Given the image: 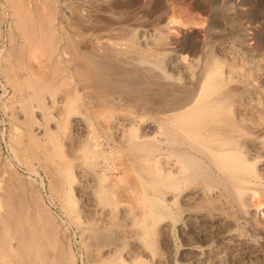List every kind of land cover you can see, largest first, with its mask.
<instances>
[{"label": "rangeland", "instance_id": "374dc122", "mask_svg": "<svg viewBox=\"0 0 264 264\" xmlns=\"http://www.w3.org/2000/svg\"><path fill=\"white\" fill-rule=\"evenodd\" d=\"M35 1L43 0H0V13L9 12L0 17V264H39L28 251L32 241L48 254L50 264H264V188L249 191L243 215L223 200L200 203L198 198L179 200L174 212L163 211L160 189L150 179L158 171L154 159L159 152L145 160L131 148L139 142L158 143V115L130 114V106L118 105L122 101L101 105L103 114L93 109H100L103 100L84 95L78 56L74 58L81 37L69 19L83 1ZM101 1L103 14L125 15L121 8L107 6L111 0ZM130 1L135 10L160 1L141 20L150 22L148 27L158 24L162 42L167 41L166 81L189 85L208 58L212 70H234L236 79L247 81L243 100L252 101L247 114L264 118V0ZM52 15L57 32L63 26L76 46L68 54L71 61L64 63L67 79L62 85L52 83L46 93L48 107L42 101L32 109L28 95L35 57L46 58L47 51L40 25L47 17L45 25H50ZM172 15L180 23L170 25ZM23 27L30 29L25 35ZM33 29L37 36L32 38L26 31ZM108 35L105 43L118 47ZM262 154L258 165L264 176ZM67 166L72 173L66 178L62 168ZM184 203L197 210L195 215L187 218Z\"/></svg>", "mask_w": 264, "mask_h": 264}, {"label": "bare ground", "instance_id": "6f19581e", "mask_svg": "<svg viewBox=\"0 0 264 264\" xmlns=\"http://www.w3.org/2000/svg\"><path fill=\"white\" fill-rule=\"evenodd\" d=\"M20 1L22 2V0ZM82 1L80 8L71 5L75 10L71 11L69 19L71 20L70 25L77 27L81 37L79 48L76 47L78 49L76 56L73 57L78 56L76 59H78L79 64L76 63L78 64L77 68L79 67L84 95L90 100H103V104H100L101 102L98 104L100 109L93 105V109H98L97 111L101 113L104 109L102 107L111 103L113 106L116 101L117 103L122 101L118 105L130 106L132 108H130V114L135 112L140 117L146 114L158 115L160 135L158 143L153 145L139 142L133 144L131 148L135 154L144 159L151 157L155 151L156 153L159 152L157 153L158 158L155 156L156 160L154 159V165L158 171L151 172L153 174L150 179L160 189L158 199L161 209L174 212L172 206L179 200L183 199L187 202L198 198L196 201L203 200L200 203L223 200L229 203L238 215H243L246 212V204L252 197L249 191L264 188L262 166L259 167L258 165L259 158L264 151V118L250 117L252 112L250 114L247 112L252 105L248 103H252V101L243 100L244 92L247 93L246 84H243L247 81L236 79L234 70H229L227 74L219 72L217 69L212 70L209 66V59L206 58L208 60H203L204 64H201L200 68L198 67V71L193 69L195 71L194 75L192 74L194 78L189 85L168 82L165 80L167 71H164L163 63L171 53L164 49L167 41L162 42L165 40L162 36V29L158 24L148 27L150 22L146 23L141 20L143 17L148 18L149 15H146L148 11L157 8L160 1L154 2L156 4L153 3L154 6L150 9L148 4L143 5L140 10H135L130 0H111L107 6L118 7L125 12V15L119 18L103 14L102 7L105 10V6L102 5L101 0ZM38 2L35 1L34 3L37 4ZM41 2H39L40 5H45L44 0ZM55 12L53 13L55 14ZM0 15L5 19L9 12L4 9ZM53 15L50 19V25H45L49 22L48 17L45 19V15L44 17L41 16L46 20V22L40 21L45 25V27L42 25L44 28L40 25V31L43 33V36L42 33L40 34V38L42 37V41L45 43V47L42 48H45V51L47 49L50 54L46 51L48 57L46 53L44 54L46 58H42V55L40 58L35 57V68H32L33 76L30 74L33 81L31 80V84L29 83L32 93L28 95L32 109L34 106L40 107L39 102L42 101L45 105L44 99L52 83L60 82L62 85L61 82L67 79L65 76L67 69L64 63L71 61L72 58L69 59L68 56L71 49H75L76 46L72 35L63 26H61L62 32H57L56 27L58 26L55 24L56 20ZM170 19L168 21L170 25L171 23H180L173 15ZM16 24L17 27H20L17 22ZM25 24L28 23L25 21ZM29 25H24V27L28 28ZM31 25L30 29L33 28ZM25 29L22 31L24 35ZM30 29L26 30L29 31ZM9 30L12 39H14L12 28ZM107 30L111 31L113 36L106 34ZM35 31L33 36L32 32L26 31V34H31L30 36L33 38L37 34ZM107 35L110 36L109 38L114 37L113 39L116 41L112 42L118 47H110V43L108 45L105 43L107 41L104 38ZM166 35L169 36V34ZM132 36L137 37L134 42H132L134 39H130ZM148 36L151 39L153 37L152 42L147 40ZM36 38L34 39L36 40ZM24 41L27 43V39ZM37 41H35L36 44L41 40ZM28 43L32 45L33 41ZM22 48L26 47L22 45ZM35 49L37 50V48ZM40 51L42 52V50ZM72 51L75 52V50ZM181 56L183 60L187 59L186 55ZM50 71L54 72L51 77ZM253 80L259 81L258 77L254 76ZM80 93L81 91L78 94ZM25 99L28 100L27 97ZM33 102H37V105H34ZM96 104L97 102H95V106H97ZM51 105L53 106V104ZM259 105L261 106V104ZM68 168L70 167L67 166V169L65 167L66 170L62 168L66 178L72 173ZM182 211L188 214V217L185 216L186 219L197 210L193 211V206L184 203ZM215 216V214L211 215V217ZM32 242L28 245L31 258L38 260L39 264H50L48 254L41 251L39 246Z\"/></svg>", "mask_w": 264, "mask_h": 264}]
</instances>
